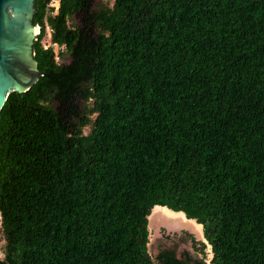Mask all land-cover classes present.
<instances>
[{
  "label": "trees",
  "instance_id": "16d2710c",
  "mask_svg": "<svg viewBox=\"0 0 264 264\" xmlns=\"http://www.w3.org/2000/svg\"><path fill=\"white\" fill-rule=\"evenodd\" d=\"M91 6L34 2L43 76L0 110V264H156V207L204 240L160 264H264V0Z\"/></svg>",
  "mask_w": 264,
  "mask_h": 264
},
{
  "label": "water",
  "instance_id": "95a60500",
  "mask_svg": "<svg viewBox=\"0 0 264 264\" xmlns=\"http://www.w3.org/2000/svg\"><path fill=\"white\" fill-rule=\"evenodd\" d=\"M35 0H0V110L12 92L29 90L43 76L33 54Z\"/></svg>",
  "mask_w": 264,
  "mask_h": 264
},
{
  "label": "rangeland",
  "instance_id": "374dc122",
  "mask_svg": "<svg viewBox=\"0 0 264 264\" xmlns=\"http://www.w3.org/2000/svg\"><path fill=\"white\" fill-rule=\"evenodd\" d=\"M92 1V9H97L101 6H111L113 0H91ZM57 6L56 4H54ZM38 33V28L35 27V36ZM34 36V37H35ZM54 50L58 53V48L54 46ZM59 63L66 64L70 61L69 56L64 53L62 57L57 58ZM84 133H88L89 128L85 127L83 129ZM162 214V215H161ZM151 221H149V245L148 250L152 259L156 264H160L156 260V255L158 252L164 249H174L176 251L177 256H181L183 253H189L191 257H201L199 253L200 249V241L202 240V228L197 225L193 221L183 223L180 220L172 219L171 220L166 217L163 211H158L156 214L152 216ZM201 229V230H199ZM195 239L197 241L195 243L196 249L193 248L191 239ZM3 246L4 240L0 235V259L3 257ZM206 251L209 253L208 248ZM210 256H208L209 258Z\"/></svg>",
  "mask_w": 264,
  "mask_h": 264
},
{
  "label": "bare ground",
  "instance_id": "6f19581e",
  "mask_svg": "<svg viewBox=\"0 0 264 264\" xmlns=\"http://www.w3.org/2000/svg\"><path fill=\"white\" fill-rule=\"evenodd\" d=\"M158 211H163L164 214L166 215V217H168L170 220L172 218V219L180 220V222L182 221L183 223H185V222H188L189 223L190 221H193V220H187L186 217H185V215L183 213H175V212H172V211L168 210L167 208H160V207L154 208V210L152 212V216L154 214H156ZM150 219H151V216H150L149 220ZM194 222L195 221H193V223ZM199 230H201V229H199Z\"/></svg>",
  "mask_w": 264,
  "mask_h": 264
}]
</instances>
